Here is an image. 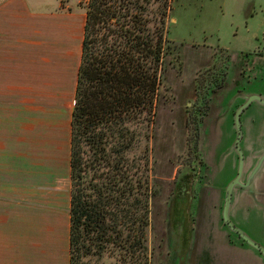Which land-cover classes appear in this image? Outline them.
Returning a JSON list of instances; mask_svg holds the SVG:
<instances>
[{
	"label": "trees",
	"instance_id": "1",
	"mask_svg": "<svg viewBox=\"0 0 264 264\" xmlns=\"http://www.w3.org/2000/svg\"><path fill=\"white\" fill-rule=\"evenodd\" d=\"M153 6V0L85 6L70 124L69 264H151L147 229L155 192L148 146H140L150 140L170 48L164 14ZM188 177L176 189H185L177 196L187 206ZM177 196L170 208L178 220L188 212L176 208Z\"/></svg>",
	"mask_w": 264,
	"mask_h": 264
},
{
	"label": "crops",
	"instance_id": "2",
	"mask_svg": "<svg viewBox=\"0 0 264 264\" xmlns=\"http://www.w3.org/2000/svg\"><path fill=\"white\" fill-rule=\"evenodd\" d=\"M230 9L247 26L235 39L254 38L259 29L248 26L264 0H237ZM83 26L73 13H34L26 0H0V264H69L70 124ZM35 126L51 156L49 173L39 172L44 149L35 139L31 147ZM256 191L259 208L241 219L264 242V181Z\"/></svg>",
	"mask_w": 264,
	"mask_h": 264
},
{
	"label": "rangeland",
	"instance_id": "3",
	"mask_svg": "<svg viewBox=\"0 0 264 264\" xmlns=\"http://www.w3.org/2000/svg\"><path fill=\"white\" fill-rule=\"evenodd\" d=\"M26 1L30 11L34 13L65 11L84 19L85 6L88 0ZM236 2L237 0H171L170 2L169 0H153L152 11L155 10L164 14L165 38L169 41L170 48L163 59L164 70L157 113L153 128L148 131L150 140L148 143L142 140L140 146L141 149L145 145L148 146L150 168H152L150 185H152L155 192L149 200V226L147 229V246L151 253V264H205L207 258H209L210 264H226L223 249L224 234L212 238V234L209 233L210 230L208 229L210 218H208L209 220L203 219V221H200L204 214L207 216L205 212L211 209L209 202H207L209 199L211 200V193L207 195L208 189H201V185L196 183L192 190H186H190L187 193L188 195H194V190L203 200L202 202L199 200L197 205L194 218L197 217L198 220L194 222L195 224L193 223V228L196 231L192 234L190 245L186 240L185 231L190 228V218L192 217L186 214V217H180L176 222L174 221V209L171 210L170 206L175 196L184 195L183 193L180 194V192L185 191L184 188L178 189L177 192L176 189L180 185L181 187L184 186L186 175L190 176L189 162H191V154L189 152V142L192 139V127H187L186 115L192 107L191 103L188 104L193 98L191 94L192 85L195 82H202L214 69L212 55L215 51L205 48L203 45L218 50V48H224V45L238 44L237 39L233 36V31H237L238 35H243L245 34V28H247V26H244L243 15L240 16L242 19H238L237 15L239 13L232 12L230 9L231 6L236 5ZM252 24H249L248 27L261 30L263 36H260L259 39H264V10L257 9ZM43 27L45 28V24ZM41 28L40 24L38 29L40 35H42ZM216 52H218L220 61L224 60V52ZM38 62L43 65L40 58ZM17 115L19 118V114ZM208 119L211 120V118ZM29 122L33 127L31 117ZM32 127L30 132L31 147L35 139L36 146L40 144L39 147L44 149V152H42L44 156L40 158L39 172L45 170L49 173L50 169L47 163L50 161L51 156L48 154V148L46 149L43 146L41 128L39 130V126L37 128L35 126V129L32 130ZM143 129V132H145V125H143ZM219 132L224 133V128L218 131L215 127H212L207 136L209 138L207 147L212 152H214V140L221 139ZM64 133V130L60 131L62 142ZM209 141H211L210 145ZM57 143L60 144L59 141ZM14 149L16 150V148ZM7 152L14 163H19V158L14 156L13 150H7ZM206 152L210 168L209 173L211 174L215 169V162L210 157L209 151L206 150ZM217 153L221 154L219 158L221 165L217 170L221 173L218 185H223L225 180L232 177V173L229 171L224 174V168L222 167L223 139ZM127 156L130 157L131 154ZM17 164H15V171L18 168ZM39 175L41 176V173ZM46 178L48 179L47 175ZM45 184L48 185V180ZM176 198L178 200V204L175 203L176 208L180 207L183 213L184 211H190V209L191 212L193 211V203L189 207L185 201L180 203V197L177 196ZM218 217L219 214L215 225H220ZM200 228L203 229L200 230ZM183 239L187 241V244L185 252L181 254L178 251L181 248L179 245H181Z\"/></svg>",
	"mask_w": 264,
	"mask_h": 264
},
{
	"label": "flooded vegetation",
	"instance_id": "4",
	"mask_svg": "<svg viewBox=\"0 0 264 264\" xmlns=\"http://www.w3.org/2000/svg\"><path fill=\"white\" fill-rule=\"evenodd\" d=\"M261 33L259 30V33L248 41L238 40V44L224 45V49L218 48L217 50L203 45V47L215 51L212 55L214 69L202 82H195L192 85L193 98L188 102L192 107L186 115V125L192 127V139L189 142L191 154L189 186L192 190L194 184L199 183L201 189H208L207 195L211 193V200L207 201L211 209L205 212L207 216L204 214L200 221L210 218L208 229L212 238L224 234L223 249L226 264H264L262 255L233 232L224 223L221 215L225 187L234 179L238 169V152L242 154L243 159L241 184H246L248 175L255 169L260 157L264 154V39H259L260 36H263ZM237 34V31H233L235 38ZM216 51L224 52V60L220 61ZM209 120L210 122H208ZM212 127L218 131L224 128V133L219 132L221 139L214 140V152L207 147L209 140L207 136ZM222 139L224 140L222 167L224 174L229 171L232 173V177L225 180L223 185H218L221 173L217 170L221 165L219 163L221 154L217 153V149L221 147ZM210 144L211 141H209ZM206 150L209 151L210 157L215 162V169L211 174L209 173ZM261 181H264V161L260 172L255 175L250 189L236 186L232 190L229 219L237 230L247 234L256 244L264 247V242L256 240L246 231L244 221L241 219L242 216H248V213L255 212L259 208L256 186ZM193 192L194 195L187 194L188 199L190 197L188 206L191 207L193 203V211L191 212L190 209L188 214L186 213L187 216L192 217H189L191 226L185 231L190 235L188 245L192 240L193 232L196 231L193 228V223L198 220L197 217L194 218L197 205L199 200L203 201L197 192L194 190ZM236 206L239 210H236ZM218 214L220 225H215ZM174 219L178 222L176 216ZM202 229L200 228V230ZM186 244L187 242L182 240L179 245L181 247L179 253L185 252ZM206 262L205 264H210L209 258Z\"/></svg>",
	"mask_w": 264,
	"mask_h": 264
},
{
	"label": "water",
	"instance_id": "5",
	"mask_svg": "<svg viewBox=\"0 0 264 264\" xmlns=\"http://www.w3.org/2000/svg\"><path fill=\"white\" fill-rule=\"evenodd\" d=\"M238 169L236 171V175L234 177V179L229 182L227 184V186L225 187L224 190V204H223V209H222V218L224 220V223L227 224V226L236 234H238L240 237H242V239H244L247 244L255 249L256 251H258L262 257L264 258V247L259 246L258 244H256L247 234L237 230L232 223H230V219H229V208H230V201H231V195H232V190L238 186V187H242L244 189H250L253 185V179L255 177V175H257L260 170H261V166L263 164L264 161V154L260 157L255 169H253L250 174L247 177L246 180V184H241L240 183V176H241V172H242V168H243V159H242V154L240 152H238Z\"/></svg>",
	"mask_w": 264,
	"mask_h": 264
}]
</instances>
